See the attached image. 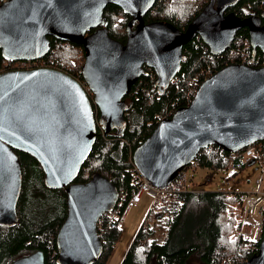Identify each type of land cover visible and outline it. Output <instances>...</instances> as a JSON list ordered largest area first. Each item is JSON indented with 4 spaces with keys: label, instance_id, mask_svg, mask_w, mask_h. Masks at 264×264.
<instances>
[{
    "label": "water",
    "instance_id": "water-1",
    "mask_svg": "<svg viewBox=\"0 0 264 264\" xmlns=\"http://www.w3.org/2000/svg\"><path fill=\"white\" fill-rule=\"evenodd\" d=\"M155 1L0 3V51L6 61L42 59L51 48L49 37L83 49L82 82L44 66L0 72V225L18 221L22 174L16 151H21L39 163L47 187L65 188L67 213L56 235L60 264H91L102 252L97 221L113 209L118 190L100 174L74 180L92 149L96 126L124 122L123 98L144 66L154 71L161 90L179 67L183 45L199 36L210 54L219 55L244 27L253 54L264 53V11L241 18L226 12L238 0H211L179 29L168 21H144ZM109 3L130 17L124 41L108 34L103 9ZM256 142L264 152V66L229 63L205 78L187 105L159 119L131 158L145 179L162 188L209 145L234 153ZM11 264H44V255L36 250ZM243 264H264V234Z\"/></svg>",
    "mask_w": 264,
    "mask_h": 264
},
{
    "label": "trees",
    "instance_id": "trees-1",
    "mask_svg": "<svg viewBox=\"0 0 264 264\" xmlns=\"http://www.w3.org/2000/svg\"><path fill=\"white\" fill-rule=\"evenodd\" d=\"M210 1L156 0L144 15V21H168L182 29ZM238 2L243 8L239 4L237 11L233 8V12L240 17L250 7L257 14L264 7V0H239L236 4ZM103 16L108 21V34L124 41L130 17L112 3L104 7ZM49 39L50 51L42 59L36 60L37 66L56 68L82 81L80 67L84 54L81 45L53 37ZM248 39L247 29L241 28L226 52L210 55L201 40L193 38L183 45L179 67L171 81L161 86V90L155 84L154 71L144 66V72L123 98L126 105L122 116L124 122L108 128L96 126L94 144L74 182H85L94 174L108 178L118 190L119 197L124 196L115 205L121 209L126 197L136 188L131 158L134 148L152 132L159 119L170 116L175 109L188 104L190 87L194 83H201L207 76L206 72L212 74L226 64L253 55ZM261 54L257 50L254 57ZM15 64V61L3 59L0 51V72L16 69ZM255 144L262 153L261 143ZM227 153L210 145L201 149L193 162L202 168L226 169L229 160L224 156ZM16 154L22 174L16 204L18 221L9 226L0 225V264H11L15 259L36 250L43 252L44 264H60L56 235L67 213L65 188L47 187L43 170L36 159L21 151H16ZM241 154L233 160L234 164H239L233 173L251 161L249 158L241 160ZM238 194L234 192L231 197L227 191L209 189L177 193L176 199L181 201V205L174 212L164 236L158 240L155 238L157 229L144 230L141 225L120 264H243L257 251L259 242H244L230 237L237 227ZM102 217L96 225L102 252L91 264H106L121 234V230L106 226Z\"/></svg>",
    "mask_w": 264,
    "mask_h": 264
},
{
    "label": "built area",
    "instance_id": "built-area-1",
    "mask_svg": "<svg viewBox=\"0 0 264 264\" xmlns=\"http://www.w3.org/2000/svg\"><path fill=\"white\" fill-rule=\"evenodd\" d=\"M195 38L201 40L199 36H196ZM249 45L250 42L248 39V46ZM207 50L209 51L208 47ZM254 56L255 55L243 57L239 63H244L252 67L264 66V53H262L261 56H257V58ZM15 62L18 64L27 63L26 66L17 67L19 69H29L37 66L36 60H18ZM206 75L207 76L205 78L211 74L206 72ZM199 84L196 85L194 83L193 86L190 87V96H188L190 101L193 98ZM166 113L169 114L170 112ZM227 154V156L224 157H227L229 160V165L226 169H224L225 171L230 169L235 170L239 167V164L233 163V160L238 157L239 154L242 155L241 160L243 161H246V159L248 160V158L260 161V175L254 178L253 186L249 190L240 191L238 194L241 218L236 223L238 228L236 231V237L239 238V240L244 242H260L264 234V153H261L256 144L253 143L237 152H228ZM190 166L195 168L197 164L193 162ZM187 167L180 171L169 184L160 188L154 186L151 182L145 179L134 166L133 183L136 184V188L126 197L121 209H117L114 206L115 210L113 207L112 210L103 213L102 220L105 221L106 226L113 229H122L130 210L140 201L142 194L145 193L151 199L149 209L146 213V218L148 217L151 221H153V226L151 227L146 222H143V224H141L142 228L144 230L148 228L153 230L157 229L163 234V232L168 228L169 222L175 214L174 212L178 209L179 205H181V201L176 199V194L192 191L189 188L188 180L185 174V169ZM229 195L233 197L234 192H230ZM123 199L124 196L121 197V200ZM121 200L119 199L116 204L120 203ZM99 227H101V223Z\"/></svg>",
    "mask_w": 264,
    "mask_h": 264
},
{
    "label": "rangeland",
    "instance_id": "rangeland-1",
    "mask_svg": "<svg viewBox=\"0 0 264 264\" xmlns=\"http://www.w3.org/2000/svg\"><path fill=\"white\" fill-rule=\"evenodd\" d=\"M25 64L16 63V67L26 66ZM234 169L228 171H222L221 168L210 169L196 166L195 168L190 166L185 169V174L188 180L190 190L196 192L201 190H224V191H245L249 190L253 186V180L260 175V161H255L251 165L245 166L237 173H233ZM151 203L150 197L143 193L140 201L133 207L124 224V228L121 230L120 237L114 246L113 252L109 256L106 264H120L123 256L125 255L129 244L131 243L136 231L146 218V213ZM237 221L241 218L240 211ZM236 221V223H237ZM147 223L152 225L153 221L149 218ZM153 226V225H152ZM151 226V227H152ZM237 227L231 234V238L236 237ZM155 234L156 239H161L164 235L160 230Z\"/></svg>",
    "mask_w": 264,
    "mask_h": 264
},
{
    "label": "flooded vegetation",
    "instance_id": "flooded-vegetation-1",
    "mask_svg": "<svg viewBox=\"0 0 264 264\" xmlns=\"http://www.w3.org/2000/svg\"><path fill=\"white\" fill-rule=\"evenodd\" d=\"M238 1H239V0H238ZM241 2H242V1H241ZM236 3H237V2H236ZM239 4H241V3L238 2V4L227 6V7H226V12H231V11H233V8H235V10L237 11L238 8H237L236 6H238ZM241 6H242V4H241L239 7L241 8ZM242 8H243V6H242ZM231 9H232V10H231ZM262 11H264V7L261 9L260 13H261ZM260 13H259V14H260ZM243 14H244V15H241V16H243V17L248 16V15H250V14L259 15V14L256 13V11H255L254 8L252 9V7H250L249 9H247V11L244 12ZM243 17H241V18H243ZM126 27H127V26H126ZM251 49H252V47H251ZM257 50H259V49H257ZM257 50H256V52H257ZM256 52H255V54H256ZM261 52H262V51H261ZM252 53H253V49H252ZM262 53H263V52H262Z\"/></svg>",
    "mask_w": 264,
    "mask_h": 264
},
{
    "label": "crops",
    "instance_id": "crops-1",
    "mask_svg": "<svg viewBox=\"0 0 264 264\" xmlns=\"http://www.w3.org/2000/svg\"><path fill=\"white\" fill-rule=\"evenodd\" d=\"M197 192V191H196Z\"/></svg>",
    "mask_w": 264,
    "mask_h": 264
}]
</instances>
